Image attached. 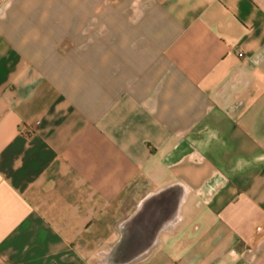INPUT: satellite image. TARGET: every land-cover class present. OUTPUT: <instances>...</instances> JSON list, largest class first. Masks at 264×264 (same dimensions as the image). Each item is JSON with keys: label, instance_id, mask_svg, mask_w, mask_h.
Masks as SVG:
<instances>
[{"label": "crops", "instance_id": "0c3cea01", "mask_svg": "<svg viewBox=\"0 0 264 264\" xmlns=\"http://www.w3.org/2000/svg\"><path fill=\"white\" fill-rule=\"evenodd\" d=\"M0 264H264V0H0Z\"/></svg>", "mask_w": 264, "mask_h": 264}]
</instances>
